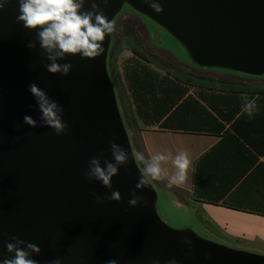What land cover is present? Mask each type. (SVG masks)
I'll use <instances>...</instances> for the list:
<instances>
[{
	"label": "water",
	"instance_id": "95a60500",
	"mask_svg": "<svg viewBox=\"0 0 264 264\" xmlns=\"http://www.w3.org/2000/svg\"><path fill=\"white\" fill-rule=\"evenodd\" d=\"M158 2L159 14L145 0H85L80 11H93L96 3L111 21L129 7L179 43L195 67L264 78V0ZM18 15L19 0L0 10V262L15 255L7 250L13 243L37 264H264V255L173 229L158 213L150 180L136 187L144 172L108 69L112 33L100 56L57 57L72 68L67 76L52 74L44 67L51 61L40 47V29L24 28ZM31 83L57 104L64 133L42 120ZM26 115L35 127L24 123ZM112 143L125 152L123 164L116 163ZM93 158L104 169L116 165L111 186L87 175ZM113 191L119 201L109 199ZM136 197L143 199L133 207L128 201Z\"/></svg>",
	"mask_w": 264,
	"mask_h": 264
},
{
	"label": "crops",
	"instance_id": "0c3cea01",
	"mask_svg": "<svg viewBox=\"0 0 264 264\" xmlns=\"http://www.w3.org/2000/svg\"><path fill=\"white\" fill-rule=\"evenodd\" d=\"M212 74L221 79L206 82L196 74L189 78L170 76L166 105L180 100L173 109H178L177 115L166 128L160 126L165 118L144 125L134 113L127 92L126 118L133 122V127L129 123L130 130L124 109L121 111L135 157H144L137 161L143 172L153 156L170 154L161 162L167 175L161 180L148 177L158 198L161 193L169 208L187 217L193 215L203 228L213 226L232 233L234 220L264 225V78ZM245 95L257 105L251 118L242 111ZM181 150L189 152L192 159L188 179L182 186H170L169 180L177 171L172 161Z\"/></svg>",
	"mask_w": 264,
	"mask_h": 264
},
{
	"label": "clouds",
	"instance_id": "9594fccd",
	"mask_svg": "<svg viewBox=\"0 0 264 264\" xmlns=\"http://www.w3.org/2000/svg\"><path fill=\"white\" fill-rule=\"evenodd\" d=\"M8 0L0 2V10H3ZM85 0H19V15L17 22L21 23L24 28L38 31V39L40 47L48 53L50 64L44 67L49 73H60L64 76L69 74L72 68L71 64L60 65L56 63L57 57L63 58L67 55L79 54L81 58L95 59L103 52V42L106 35H110L115 31V21H109L104 12L99 9L96 3H92L93 11H85L81 13ZM107 3L108 0H103ZM146 3L156 13H162L163 7L158 0H145ZM93 19L95 22H93ZM29 48H34L35 45L29 43ZM28 91L37 98L42 120L45 124L54 129L56 134L65 132L67 125L61 122L58 115V106L55 102L50 101L46 94L35 84L31 83L28 86ZM246 102L243 105L242 111L250 118L257 112V105L254 99H249L247 95L243 96ZM24 123L35 127L36 122L31 116H24ZM113 156L117 164H123L126 160L125 152L115 143L111 144ZM170 158L157 154L152 157L145 169L142 178L137 183L136 187L149 183L148 177L152 180H161L167 175V171L162 169L161 162H165ZM144 157L140 154L136 155V160L141 161ZM176 172L171 176L169 185L177 187L182 186L188 179V172L192 165V159L189 152L181 150L172 161ZM92 167L87 175L95 176L102 181L105 186H111V178L117 174V167L112 163H107L106 169L101 168L96 158L91 160ZM135 195V194H133ZM119 191H113L109 199L120 200ZM99 199V198H98ZM143 197H136L128 201L131 206H136L138 200ZM147 202L145 201V206ZM15 239V238H14ZM23 243V241H20ZM27 248L33 252L39 253L40 248L36 244L28 243ZM9 252H15L12 258L3 259L0 264H37V261L30 259L29 252L16 247L13 243L7 244ZM52 264H61L57 259ZM107 264H116L115 260H109ZM168 264H176L175 260L169 261Z\"/></svg>",
	"mask_w": 264,
	"mask_h": 264
},
{
	"label": "rangeland",
	"instance_id": "374dc122",
	"mask_svg": "<svg viewBox=\"0 0 264 264\" xmlns=\"http://www.w3.org/2000/svg\"><path fill=\"white\" fill-rule=\"evenodd\" d=\"M114 21L115 31L112 33L113 38L108 59V69L116 88L118 100H120V109H124V118L129 113L126 109V92L128 93L127 97H129L133 105V111L137 114L126 80L127 72L132 69H152L158 75L168 79H171L174 74H181V76L188 78L194 77L192 74H196L199 80L201 79L206 82L221 79V76L212 73H232L215 68L195 67L179 43L155 23L139 16L129 7H124ZM135 49L149 55L153 59L154 64L146 63L136 56L134 53ZM159 63L164 68L156 65ZM244 77L249 79L248 76ZM126 122L130 130L129 123L133 127L130 117L126 118ZM160 194L157 202L158 213L162 220L173 229H190L201 238L230 249L264 255V225L244 224L240 220H234L232 222L236 225L233 226L232 233L214 228L213 226L203 228L196 224L193 215L187 217L182 212L169 208L165 196ZM245 226L246 228H243ZM237 229L245 231L242 232Z\"/></svg>",
	"mask_w": 264,
	"mask_h": 264
},
{
	"label": "trees",
	"instance_id": "16d2710c",
	"mask_svg": "<svg viewBox=\"0 0 264 264\" xmlns=\"http://www.w3.org/2000/svg\"><path fill=\"white\" fill-rule=\"evenodd\" d=\"M135 55L146 63L154 64L153 59L143 52L135 49ZM191 61V60H190ZM192 62V61H191ZM160 68L164 66L156 64ZM225 71V70H224ZM129 92L134 100L137 116L146 126L161 123L162 128L171 124V121L177 115V102L170 101L166 105V91H169V79L158 75L152 69H132L126 74ZM172 85V82L170 83ZM167 86V90H166ZM171 90V89H170ZM182 98V96H181ZM171 112V113H170ZM166 114H170L166 119Z\"/></svg>",
	"mask_w": 264,
	"mask_h": 264
}]
</instances>
